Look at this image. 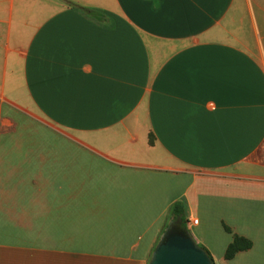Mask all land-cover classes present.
I'll return each mask as SVG.
<instances>
[{"label": "crops", "instance_id": "crops-1", "mask_svg": "<svg viewBox=\"0 0 264 264\" xmlns=\"http://www.w3.org/2000/svg\"><path fill=\"white\" fill-rule=\"evenodd\" d=\"M175 201L264 264V0H0V264H146Z\"/></svg>", "mask_w": 264, "mask_h": 264}, {"label": "water", "instance_id": "water-1", "mask_svg": "<svg viewBox=\"0 0 264 264\" xmlns=\"http://www.w3.org/2000/svg\"><path fill=\"white\" fill-rule=\"evenodd\" d=\"M178 219L170 220L152 248L146 264H212Z\"/></svg>", "mask_w": 264, "mask_h": 264}, {"label": "trees", "instance_id": "trees-1", "mask_svg": "<svg viewBox=\"0 0 264 264\" xmlns=\"http://www.w3.org/2000/svg\"><path fill=\"white\" fill-rule=\"evenodd\" d=\"M82 9H85V8H82ZM174 219H178L180 221L179 227L181 229H185V224H184L185 219L182 217V207L180 206L179 202H176V201L171 203V205L169 206L168 219H167L165 225L163 226V228L166 226L168 221L174 220ZM224 229L226 231H230L229 228H227L226 226H224ZM250 246H251V242L248 239H246L240 235H237V234H232L230 242L225 247L223 257L225 259H229L236 252L246 250ZM200 247L205 251V253L209 257V259L211 260V257L208 254V252L205 250V248H203L202 246H200ZM211 262H212V260H211Z\"/></svg>", "mask_w": 264, "mask_h": 264}, {"label": "built area", "instance_id": "built-area-1", "mask_svg": "<svg viewBox=\"0 0 264 264\" xmlns=\"http://www.w3.org/2000/svg\"><path fill=\"white\" fill-rule=\"evenodd\" d=\"M192 222H193V223H195V222H196V220H195V219H193V220H192Z\"/></svg>", "mask_w": 264, "mask_h": 264}, {"label": "rangeland", "instance_id": "rangeland-1", "mask_svg": "<svg viewBox=\"0 0 264 264\" xmlns=\"http://www.w3.org/2000/svg\"><path fill=\"white\" fill-rule=\"evenodd\" d=\"M167 219H168V216H167ZM165 223H166V220H165ZM151 252V251H150Z\"/></svg>", "mask_w": 264, "mask_h": 264}]
</instances>
